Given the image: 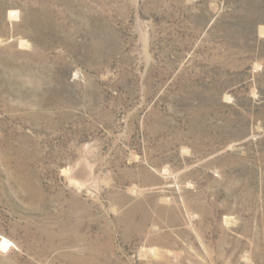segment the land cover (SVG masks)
<instances>
[{"label":"rangeland","instance_id":"rangeland-1","mask_svg":"<svg viewBox=\"0 0 264 264\" xmlns=\"http://www.w3.org/2000/svg\"><path fill=\"white\" fill-rule=\"evenodd\" d=\"M0 264H264V0H0Z\"/></svg>","mask_w":264,"mask_h":264}]
</instances>
